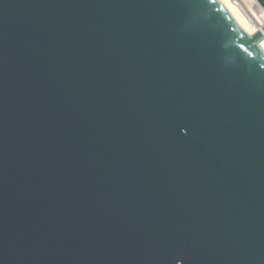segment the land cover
Segmentation results:
<instances>
[{"label": "water", "instance_id": "water-1", "mask_svg": "<svg viewBox=\"0 0 264 264\" xmlns=\"http://www.w3.org/2000/svg\"><path fill=\"white\" fill-rule=\"evenodd\" d=\"M263 39L220 0H0V264H264Z\"/></svg>", "mask_w": 264, "mask_h": 264}, {"label": "bare ground", "instance_id": "bare-ground-1", "mask_svg": "<svg viewBox=\"0 0 264 264\" xmlns=\"http://www.w3.org/2000/svg\"><path fill=\"white\" fill-rule=\"evenodd\" d=\"M239 1H242L241 5H235L233 0H220L247 35H253L260 27H264V10L256 6L255 0ZM258 47L264 53V39Z\"/></svg>", "mask_w": 264, "mask_h": 264}, {"label": "built area", "instance_id": "built-area-1", "mask_svg": "<svg viewBox=\"0 0 264 264\" xmlns=\"http://www.w3.org/2000/svg\"><path fill=\"white\" fill-rule=\"evenodd\" d=\"M233 2H234L235 5H241V2H242V1H239V0H233ZM256 6L260 7V6L257 5V4H256ZM260 28H261V27H260ZM260 28H259V29H260ZM259 29H258V30H259Z\"/></svg>", "mask_w": 264, "mask_h": 264}, {"label": "rangeland", "instance_id": "rangeland-1", "mask_svg": "<svg viewBox=\"0 0 264 264\" xmlns=\"http://www.w3.org/2000/svg\"><path fill=\"white\" fill-rule=\"evenodd\" d=\"M258 5V4H257Z\"/></svg>", "mask_w": 264, "mask_h": 264}]
</instances>
